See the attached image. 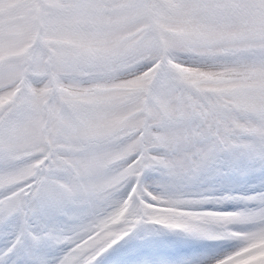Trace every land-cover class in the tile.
Listing matches in <instances>:
<instances>
[{"label":"snow or ice","instance_id":"6c2138e0","mask_svg":"<svg viewBox=\"0 0 264 264\" xmlns=\"http://www.w3.org/2000/svg\"><path fill=\"white\" fill-rule=\"evenodd\" d=\"M0 264H264V0H0Z\"/></svg>","mask_w":264,"mask_h":264}]
</instances>
